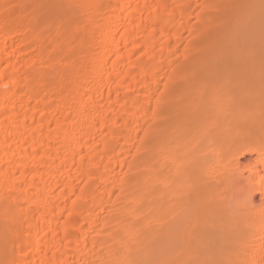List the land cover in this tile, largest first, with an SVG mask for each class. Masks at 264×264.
<instances>
[{
	"label": "bare ground",
	"instance_id": "6f19581e",
	"mask_svg": "<svg viewBox=\"0 0 264 264\" xmlns=\"http://www.w3.org/2000/svg\"><path fill=\"white\" fill-rule=\"evenodd\" d=\"M0 264H264V0H0Z\"/></svg>",
	"mask_w": 264,
	"mask_h": 264
},
{
	"label": "rangeland",
	"instance_id": "374dc122",
	"mask_svg": "<svg viewBox=\"0 0 264 264\" xmlns=\"http://www.w3.org/2000/svg\"><path fill=\"white\" fill-rule=\"evenodd\" d=\"M245 157L247 158L248 156H247V155H246V156H244L242 160H245V159H246Z\"/></svg>",
	"mask_w": 264,
	"mask_h": 264
}]
</instances>
